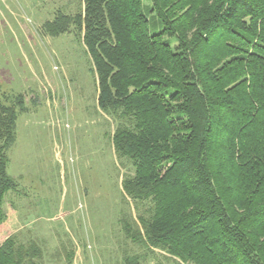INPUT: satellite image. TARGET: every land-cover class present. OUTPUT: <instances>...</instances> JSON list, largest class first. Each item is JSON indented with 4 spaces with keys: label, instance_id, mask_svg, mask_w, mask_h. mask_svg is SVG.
<instances>
[{
    "label": "trees",
    "instance_id": "trees-1",
    "mask_svg": "<svg viewBox=\"0 0 264 264\" xmlns=\"http://www.w3.org/2000/svg\"><path fill=\"white\" fill-rule=\"evenodd\" d=\"M148 2L85 0L44 25L84 32L115 153L134 169L122 186L137 218L123 231L185 264H264V0ZM15 129L0 101V264H45L36 240L9 233L2 204L17 186Z\"/></svg>",
    "mask_w": 264,
    "mask_h": 264
},
{
    "label": "rangeland",
    "instance_id": "rangeland-1",
    "mask_svg": "<svg viewBox=\"0 0 264 264\" xmlns=\"http://www.w3.org/2000/svg\"><path fill=\"white\" fill-rule=\"evenodd\" d=\"M84 5L0 0V101L16 110L15 141L5 154L17 186L2 200L9 233L36 240L45 264H124L134 254L141 264H185L123 231L124 216L137 218L122 186L134 169L115 153V122L99 107L84 32L45 31L58 13L74 16ZM148 16L150 31L160 30L158 18Z\"/></svg>",
    "mask_w": 264,
    "mask_h": 264
}]
</instances>
